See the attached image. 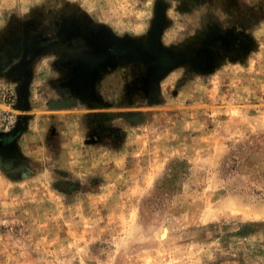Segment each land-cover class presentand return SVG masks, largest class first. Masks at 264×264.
<instances>
[{
	"label": "rangeland",
	"instance_id": "obj_1",
	"mask_svg": "<svg viewBox=\"0 0 264 264\" xmlns=\"http://www.w3.org/2000/svg\"><path fill=\"white\" fill-rule=\"evenodd\" d=\"M0 264H264V0H0Z\"/></svg>",
	"mask_w": 264,
	"mask_h": 264
},
{
	"label": "bare ground",
	"instance_id": "obj_2",
	"mask_svg": "<svg viewBox=\"0 0 264 264\" xmlns=\"http://www.w3.org/2000/svg\"><path fill=\"white\" fill-rule=\"evenodd\" d=\"M167 228H163V230H162V232H161V234H160V236L162 237V238H165L166 236H167Z\"/></svg>",
	"mask_w": 264,
	"mask_h": 264
}]
</instances>
